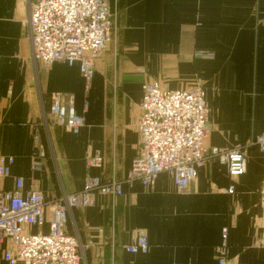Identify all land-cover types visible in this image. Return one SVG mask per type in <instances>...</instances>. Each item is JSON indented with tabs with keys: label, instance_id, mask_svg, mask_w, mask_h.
Masks as SVG:
<instances>
[{
	"label": "crops",
	"instance_id": "1",
	"mask_svg": "<svg viewBox=\"0 0 264 264\" xmlns=\"http://www.w3.org/2000/svg\"><path fill=\"white\" fill-rule=\"evenodd\" d=\"M37 1L0 0V156L14 159L3 190L21 177L52 201L79 192L86 176L123 182L140 143L135 123L146 83L203 89L208 149H230L264 131V0H107L117 13L115 39L95 62L87 91L76 65L35 66L27 20ZM53 93L70 97L83 116L77 134L50 122ZM96 153L103 165L86 167ZM263 181L264 154L249 147L240 175L208 159L184 193L165 173L152 189L122 185L113 201L97 195L94 207L71 210L67 231L81 245L82 264H217L226 227L230 264H264ZM138 236L148 241L144 255L125 250ZM8 248L0 245V264H8Z\"/></svg>",
	"mask_w": 264,
	"mask_h": 264
},
{
	"label": "built area",
	"instance_id": "2",
	"mask_svg": "<svg viewBox=\"0 0 264 264\" xmlns=\"http://www.w3.org/2000/svg\"><path fill=\"white\" fill-rule=\"evenodd\" d=\"M116 17V10L107 0H38L30 4L27 26L35 66L38 64L46 71L54 63L76 65L87 91L95 62L115 39ZM197 55L213 57L211 53ZM48 117L53 125L73 134L84 126V118L76 113L72 99L61 93L50 95ZM44 125H47L46 117ZM135 128L140 143L123 182L112 179L104 183L97 177L86 176L79 192L52 201H46L33 183L25 187L21 177L13 178L11 190L0 186V245L5 241L9 244L3 256L5 262L82 264L81 245L67 231L71 210L94 207L97 195L113 201L122 193V185L140 184L144 189H152L162 173L171 177L179 193H184L208 159L225 166L231 177L244 173L249 147L264 154V131L230 149L207 148L211 125L205 92L199 85L169 91L155 83L144 84ZM33 140L38 142V135ZM13 162L11 156H0V181L10 177ZM85 164L88 168H100L103 159L96 153L87 156ZM38 167L32 161L31 168ZM232 192L230 186L227 193ZM259 207L264 219V181L259 190ZM44 226H47L46 233L29 231V228ZM227 246L224 227L217 264H230L226 259ZM148 249L144 236H138L125 247L130 254L144 255Z\"/></svg>",
	"mask_w": 264,
	"mask_h": 264
},
{
	"label": "rangeland",
	"instance_id": "3",
	"mask_svg": "<svg viewBox=\"0 0 264 264\" xmlns=\"http://www.w3.org/2000/svg\"><path fill=\"white\" fill-rule=\"evenodd\" d=\"M111 44H113V42H112ZM111 44H110V45H111ZM110 45H109V47H110ZM109 47H108V48H109ZM108 48H107V49H108Z\"/></svg>",
	"mask_w": 264,
	"mask_h": 264
}]
</instances>
